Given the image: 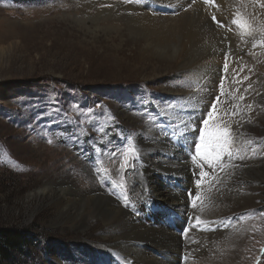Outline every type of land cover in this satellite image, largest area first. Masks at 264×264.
Here are the masks:
<instances>
[{
	"label": "rangeland",
	"instance_id": "rangeland-1",
	"mask_svg": "<svg viewBox=\"0 0 264 264\" xmlns=\"http://www.w3.org/2000/svg\"><path fill=\"white\" fill-rule=\"evenodd\" d=\"M135 1L0 0V229L24 231L29 240L25 253L8 252L11 260L0 253V264H120L105 251L115 238L103 230V219L83 231L55 224L60 215L52 185L64 180L85 196L90 191L105 195L132 221L134 192L161 191L169 185V179L162 180L166 174L180 186L194 176V195L182 207L186 212L173 211L171 205L159 209L160 202L146 200L156 210L141 209L143 218L160 222L172 217L182 241L187 228L210 227L201 236L208 243L210 234L214 241L203 251L219 261L206 264H264V177L250 183L235 177L240 186L227 177V171L240 166L264 164V90L258 80L264 67V19L258 17L264 0H196L193 4L207 8L210 25L223 35L224 46L214 60L218 65L169 75L155 69L141 75L139 53L125 26L109 22L98 10L138 11ZM157 2L158 12L174 17L164 0ZM193 4L179 2V13ZM115 31L126 41L101 36ZM254 42L257 46L250 47ZM245 54H252L254 64L238 59ZM226 125L225 167L221 161L209 167L197 155L201 132L205 139L223 135ZM169 135L176 139L171 146ZM130 140L138 149L135 155L127 151ZM221 186L250 194L234 203L237 212L218 217L207 208L216 205L212 198ZM206 216L214 219L201 221ZM182 255L176 258L181 264L184 258L186 264L193 262L186 251Z\"/></svg>",
	"mask_w": 264,
	"mask_h": 264
},
{
	"label": "bare ground",
	"instance_id": "bare-ground-1",
	"mask_svg": "<svg viewBox=\"0 0 264 264\" xmlns=\"http://www.w3.org/2000/svg\"><path fill=\"white\" fill-rule=\"evenodd\" d=\"M181 1L183 0H164V3L169 5L167 7V12H172L171 15H173L174 17H165L169 14H163L165 12L163 10V12H158V10L154 8L158 5V2L156 3V0L135 1L136 8L133 9L140 12L132 10L126 11L127 8L125 9V11H122L115 7H98V10L102 14H105L109 17V22L115 24V22L119 23L118 21H120L125 26L124 30L127 31V39L129 41L135 42L133 43L134 45H131V47L137 48L139 53V59L141 62V67H139L142 69L141 75H143L149 69L165 71L167 72V74L165 75H169V73L174 70L189 71L192 69H199L200 71H207L208 69H216V66L218 64H216V61L214 60L219 57V50L224 46L223 42L221 43V41H223V35L221 36V32L219 31V29L217 30L210 25L209 18L205 13L207 8L204 10L201 7L202 5L200 6L198 4L192 3L193 5L189 9L186 8L187 10L185 12L179 13L181 11H179L177 4L179 2L181 3ZM221 1L222 0H216V2ZM171 2H174L175 4L172 5ZM213 16L214 15L212 14V17ZM258 17L264 19V13L259 14ZM116 31L114 36L109 35L110 33H106L107 35L103 34L101 36L106 37L105 39L108 40H112L114 38L117 40L124 38L123 35H121L120 33H116ZM94 37H99V35L94 34ZM95 39L96 38H94V40ZM260 43H262V41ZM249 45L250 47H256L257 43L254 42L253 44ZM238 59L241 60V62H249V65L254 64L252 60V54L250 56L246 54L242 55V57ZM253 67L256 68V64ZM152 72H154V70H152ZM258 80H260V84L262 85V89L264 90V67L261 68V74H259ZM254 83L256 84L257 88L262 91L261 86L255 81L253 82V84ZM191 124L193 123L191 122ZM147 161H149V159ZM171 171L174 173L177 172L175 167H173ZM227 172V177L233 178V181L231 182H238V185L240 186L241 180L235 179V177L242 176L243 179L247 180V182L249 183L256 179H261L262 177H264V164L240 166V168H235V170H232V172ZM166 176L173 177L172 174H166ZM207 176L210 177L208 174ZM193 177L191 174V176L189 177L191 180H189L185 184L186 186L183 185L185 187V190L181 191L183 194L175 189L176 183L174 179L168 180L169 185L166 188L161 186V191L156 190L155 187H149L151 189H143V191H139L138 188V190H136L132 196L135 201L136 207V210H133L135 218H131L132 221H129L130 215L123 211L121 209L122 207L119 208L118 206H116L114 201L113 204L109 203L112 200L110 198L104 197L105 195L102 196L96 191H90V193L85 196L84 194H82L81 190H77L68 181L66 182L62 180L60 181L61 183L59 185L57 184L58 186L53 184L52 187L54 188L51 189L52 191H56L54 192L55 199L53 200V203L55 204V207L57 206L59 208L58 211L60 215L58 218L60 222L55 224H64L66 229L76 228L79 231H83L84 229L87 230V228L89 227L88 223L91 224L98 219H103V230L109 232V234H112V237L115 238V243L114 246H108L109 248L107 247V245H104L102 247L104 250L108 248L105 251H108V253L114 256L120 262V264H181L180 260L176 258L178 254L182 255L185 251L189 254L190 259L192 258L193 260V262H191L190 264H206L209 263L208 261H219L217 258L212 257L211 254L209 255L203 251L207 247H212L214 241V237H211L210 234L207 235V237H210V241L208 243L204 242L202 239L203 235L201 236V232L205 230L209 231L210 227L199 225L198 228L193 231L194 226H191V228H187V230L185 229L188 232L186 234L183 233L184 236H186L185 241H182V239L178 237L176 233L177 230L180 231V229H178L176 225H171L170 223V226L166 227L159 221L148 222L145 218H143V216H141V211H145L146 206L149 210L156 209V207L154 208L150 206V204L155 202H160V204L156 203L159 209H162L163 207L169 209V205H171L175 206L173 211H179L182 213L186 212V209H183L182 207H187V200L189 199L188 196H190V194H192V192L194 191L192 185L195 183V179ZM230 186H221L222 188L217 190L215 194L213 193L215 198L217 199L216 200L214 196L212 198L216 205H212L214 207H212L211 209L207 208V212L210 211L212 215H218V217L237 212V209L235 210L236 206H233L234 203H240L246 200L249 190L247 189L246 192L239 194L237 189H234V187ZM146 200H150V204L146 203ZM163 203L167 204L168 206ZM213 219L214 218L210 219L208 216H206L204 218L202 217L201 221H210ZM176 221L178 222V220ZM194 223H197V220L194 219ZM116 227H118L119 229ZM191 241L192 243H190ZM168 250H171V252H169ZM183 264H186L185 258L183 260Z\"/></svg>",
	"mask_w": 264,
	"mask_h": 264
},
{
	"label": "snow or ice",
	"instance_id": "snow-or-ice-1",
	"mask_svg": "<svg viewBox=\"0 0 264 264\" xmlns=\"http://www.w3.org/2000/svg\"><path fill=\"white\" fill-rule=\"evenodd\" d=\"M195 2H196V0H192V3H195ZM205 2L207 3L208 0H205ZM190 6L191 5H189V7ZM212 19H213V22L217 23L220 27L224 26L223 24L220 23V21L216 20L215 16H213ZM232 23L238 25L241 28H245L246 27V24L243 21L238 20V19H233ZM226 59H227V54H226ZM225 68H227V63L225 64ZM245 91H247V89ZM215 111H216V103H213L212 112H215ZM203 123L205 125H207L208 124V120H205ZM226 134H227V125L225 126L223 135L220 134L219 132H217L215 134H212L208 139H205L206 133L204 131L201 132V136H200L201 143L196 146L197 147V155L209 167H212L213 163L215 161H221V151H223L225 145L228 143V141L226 139ZM201 150H203V151H201ZM127 151L132 152L133 155H135L138 152V149L135 148V146H133L131 144V140L129 142V147H128ZM230 155H231V153L229 152V156ZM220 167L222 169L225 167V165H224V163L222 161H221ZM197 183H198V186H199V181ZM191 195H194V194H190V196ZM197 223H199V218H197Z\"/></svg>",
	"mask_w": 264,
	"mask_h": 264
},
{
	"label": "trees",
	"instance_id": "trees-1",
	"mask_svg": "<svg viewBox=\"0 0 264 264\" xmlns=\"http://www.w3.org/2000/svg\"><path fill=\"white\" fill-rule=\"evenodd\" d=\"M24 231L17 229H0V253L11 260L8 254L10 251L18 252V254L27 250L29 240Z\"/></svg>",
	"mask_w": 264,
	"mask_h": 264
}]
</instances>
